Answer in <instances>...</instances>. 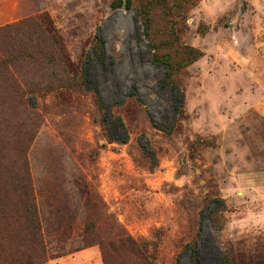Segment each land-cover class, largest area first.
<instances>
[{"label": "rangeland", "instance_id": "obj_1", "mask_svg": "<svg viewBox=\"0 0 264 264\" xmlns=\"http://www.w3.org/2000/svg\"><path fill=\"white\" fill-rule=\"evenodd\" d=\"M113 1L0 0V28L34 20L61 48V61L53 52L15 65L32 98L25 111L2 87L0 192L25 156L58 257L45 264H102L97 243L83 247L88 221L90 240L115 242L124 261L133 259L119 241L129 239L150 264H191L194 253L199 264H264V0H133L131 10ZM11 43L26 47L20 34ZM184 49L202 57L175 69L177 114L153 57L177 63ZM95 92L125 143L107 141Z\"/></svg>", "mask_w": 264, "mask_h": 264}, {"label": "trees", "instance_id": "obj_2", "mask_svg": "<svg viewBox=\"0 0 264 264\" xmlns=\"http://www.w3.org/2000/svg\"><path fill=\"white\" fill-rule=\"evenodd\" d=\"M160 1L163 2L164 0ZM132 2L133 0H114L111 7L114 10L121 8L131 10ZM137 13L144 27L143 36L148 40L150 47L155 48L153 40L150 38V25L146 12L139 9ZM18 34L24 38L26 47L18 45L17 49H13L10 45L12 44L11 40ZM97 42L100 40L97 39ZM53 52L58 54L55 56L61 61V48L57 43L55 31L49 25L45 26L34 20H25L16 25L0 28V95L4 93L9 96L6 89L4 90L2 87L10 88L18 107L25 111L27 106L31 105L32 98L25 90L26 85L14 76L13 69L19 62L30 61L33 54L45 58ZM91 57L96 59L101 66L104 65L103 52L93 51ZM201 57L200 52L192 49H184L182 60L173 64L153 57V62L157 66L163 67L165 71L164 82L174 94L175 103L179 104L176 110L177 114L182 109L184 94L175 79V69L186 68ZM83 75L86 78L85 71ZM94 95L102 113L101 129L107 141L109 143H125V139L119 141L111 131V127L113 128L116 124L122 127V123L117 118L112 120L110 110L103 105L98 93L95 92ZM6 98L0 97V103ZM107 116L109 120H107ZM153 127L166 134H170L173 128L172 126L169 128L166 126L159 127L154 124ZM141 147L142 151L151 159V163H154V151L146 142ZM18 161L19 167L12 177L13 182L2 187L0 192V264H45L50 259L58 257L50 255L42 237L41 221L25 156H18ZM92 236L95 237V233L92 223L88 221L81 234L83 247L87 248L93 243H97L100 248L102 264H150L142 250V245L135 244L129 239L120 240L121 247L128 251L123 252V255L133 259L132 261H124L114 251L115 242H103L102 240L93 242L90 240ZM220 260L222 264H230L226 258L221 257ZM191 264H199L197 253L193 254Z\"/></svg>", "mask_w": 264, "mask_h": 264}]
</instances>
